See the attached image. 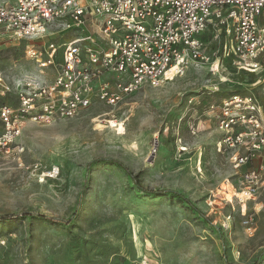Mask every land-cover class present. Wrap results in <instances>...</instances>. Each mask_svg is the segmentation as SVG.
Here are the masks:
<instances>
[{
	"label": "rangeland",
	"instance_id": "rangeland-1",
	"mask_svg": "<svg viewBox=\"0 0 264 264\" xmlns=\"http://www.w3.org/2000/svg\"><path fill=\"white\" fill-rule=\"evenodd\" d=\"M31 44L0 39V107L16 108L17 81L37 70L25 57ZM259 64L254 76L189 66L116 105L26 122L9 152L0 149V263L264 264V176L250 199L232 189L244 168L219 151L223 133L209 110L232 94L254 95L264 108V54ZM101 159L164 193H143L110 163L87 170ZM52 167L56 178L46 176Z\"/></svg>",
	"mask_w": 264,
	"mask_h": 264
},
{
	"label": "built area",
	"instance_id": "built-area-1",
	"mask_svg": "<svg viewBox=\"0 0 264 264\" xmlns=\"http://www.w3.org/2000/svg\"><path fill=\"white\" fill-rule=\"evenodd\" d=\"M56 34L71 36L43 42ZM0 39L33 43L25 57L37 67L17 81L18 106L0 107V149L9 152L26 122L47 126L95 102L116 105L189 66L255 74L264 0H15L0 5ZM209 110L223 133L219 151L232 154L235 171L244 168L231 187L250 199L264 176V108L254 95L232 94ZM59 173L52 167L46 176Z\"/></svg>",
	"mask_w": 264,
	"mask_h": 264
},
{
	"label": "trees",
	"instance_id": "trees-1",
	"mask_svg": "<svg viewBox=\"0 0 264 264\" xmlns=\"http://www.w3.org/2000/svg\"><path fill=\"white\" fill-rule=\"evenodd\" d=\"M244 74H247V73H244ZM249 76H254V74H247ZM94 163H110L111 165H116L117 167L123 169V171L126 173V175L131 179V181L133 182V184L140 190L142 191L143 193H146V194H149V195H158V193H164V192H156V191H148V190H145L143 188H141V186L139 185V182H138V179H137V176L136 175H133L132 172H130L127 168H125L123 166V164L121 162H118L116 160H105V159H101V160H97L95 162H91L88 167H87V170L92 166V164ZM88 172V171H87ZM167 193V192H166ZM171 194L179 199H183V197L180 195V194H177V193H174V192H171ZM184 200V199H183ZM43 219L45 220H48L47 217H44L42 216ZM50 220V219H49Z\"/></svg>",
	"mask_w": 264,
	"mask_h": 264
}]
</instances>
